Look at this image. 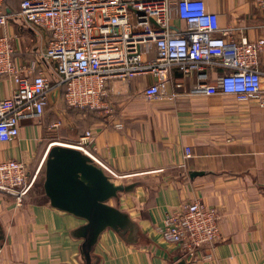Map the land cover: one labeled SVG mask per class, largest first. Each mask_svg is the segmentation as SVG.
I'll list each match as a JSON object with an SVG mask.
<instances>
[{"label": "crops", "instance_id": "crops-1", "mask_svg": "<svg viewBox=\"0 0 264 264\" xmlns=\"http://www.w3.org/2000/svg\"><path fill=\"white\" fill-rule=\"evenodd\" d=\"M21 1L0 0V14L7 17L0 34L11 41L18 71L42 73L56 84L54 63L44 57L50 31L17 16ZM203 1L237 40L264 39V0ZM171 21L183 24L175 14ZM257 68L264 95V46ZM215 71H207V82L214 81ZM153 81L151 75H139L108 85L104 100L109 111L71 110L56 90L40 119L22 120L19 136L0 142V162L23 161L29 177H35L20 201L0 191V264H176L181 259L192 264L160 230L166 215L196 199L220 212V236L199 250L200 263L264 264V107L195 93L197 75L181 79L176 68L160 95L146 99L142 92ZM15 87L11 76L0 75V100ZM78 129L91 132V154L112 181L136 184L132 191L120 192L118 201H108L134 221L136 241L127 242L107 228L86 260L80 254L83 240L72 235L84 220L53 207L42 185L49 148L75 139Z\"/></svg>", "mask_w": 264, "mask_h": 264}, {"label": "built area", "instance_id": "built-area-1", "mask_svg": "<svg viewBox=\"0 0 264 264\" xmlns=\"http://www.w3.org/2000/svg\"><path fill=\"white\" fill-rule=\"evenodd\" d=\"M174 14L181 26L172 25ZM17 16L50 31L44 57L54 63L59 82L53 84L42 73L28 76L18 71L11 41L0 34V75L11 76L16 85L10 97L0 100V142L17 138L22 120L40 119L49 97L61 87L68 106L109 111L104 100L108 85L151 75L154 81L142 94L155 98L172 68L181 79L197 75L195 93L232 96L264 107L257 68L264 39L237 40L231 28L219 26L217 14L208 11L203 0H22ZM6 21V15L0 14V26ZM209 69L217 71L211 83L207 82ZM175 86L182 87V81ZM91 142L87 130L75 143L55 144L80 149L97 161ZM34 178L23 161L0 162V191L17 196L18 201ZM219 220L216 207L196 199L166 215L160 234L180 246L192 264H202L199 250L219 238Z\"/></svg>", "mask_w": 264, "mask_h": 264}, {"label": "water", "instance_id": "water-1", "mask_svg": "<svg viewBox=\"0 0 264 264\" xmlns=\"http://www.w3.org/2000/svg\"><path fill=\"white\" fill-rule=\"evenodd\" d=\"M190 175L202 174L190 171ZM43 189L50 204L73 214L84 223L72 231L81 238V257L90 256L99 235L110 228L127 242H135L137 226L127 212L110 205L111 199L119 200L120 192H130L135 183H115L104 169L80 149L53 144L44 160ZM176 264H188L185 259Z\"/></svg>", "mask_w": 264, "mask_h": 264}, {"label": "trees", "instance_id": "trees-1", "mask_svg": "<svg viewBox=\"0 0 264 264\" xmlns=\"http://www.w3.org/2000/svg\"><path fill=\"white\" fill-rule=\"evenodd\" d=\"M58 93L60 94V98L62 99V101H63L65 107H67V108H69V109H71V110H76V111H78V110H79V111L92 110V109H90V108H80V107H72V106H68V105L66 104L65 100H64L63 87H61V88L58 90ZM44 110H45V109H44ZM78 128H79V127H78ZM77 132H81V134H79V135L77 136V138H78L80 135H82V134L84 133V131H83V130L81 131L80 129H78Z\"/></svg>", "mask_w": 264, "mask_h": 264}, {"label": "rangeland", "instance_id": "rangeland-1", "mask_svg": "<svg viewBox=\"0 0 264 264\" xmlns=\"http://www.w3.org/2000/svg\"><path fill=\"white\" fill-rule=\"evenodd\" d=\"M77 140V137L75 139H69V140H61L62 142H70V143H75Z\"/></svg>", "mask_w": 264, "mask_h": 264}]
</instances>
